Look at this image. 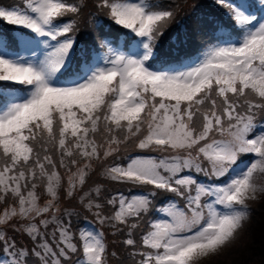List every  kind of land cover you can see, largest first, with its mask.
I'll return each instance as SVG.
<instances>
[{"label": "snow or ice", "instance_id": "snow-or-ice-1", "mask_svg": "<svg viewBox=\"0 0 264 264\" xmlns=\"http://www.w3.org/2000/svg\"><path fill=\"white\" fill-rule=\"evenodd\" d=\"M186 7L0 0V264H198L236 242L264 195V0Z\"/></svg>", "mask_w": 264, "mask_h": 264}, {"label": "trees", "instance_id": "trees-1", "mask_svg": "<svg viewBox=\"0 0 264 264\" xmlns=\"http://www.w3.org/2000/svg\"><path fill=\"white\" fill-rule=\"evenodd\" d=\"M176 2L183 3L184 0H176ZM211 3V0H188L189 7L184 8L182 12L177 16V21L183 20L186 18V14L191 11V5L199 4L201 9H207L208 5ZM200 9H198L199 11ZM89 11H93L91 8ZM186 22H190L187 21ZM88 24H91V18L88 19ZM175 31V27H173L172 32ZM169 35H166L161 41V46L163 51H167V45L169 40ZM81 39H87L86 36H82ZM189 51L194 52L193 49H189ZM97 177H93L92 180L89 181L91 184L95 181ZM112 191L121 190L125 191V189L120 188L119 186L113 185L111 188ZM75 202H73L74 204ZM247 206L249 210V216L242 221L240 230L236 233V242L230 245V247H234L239 241L250 231H253L254 234L250 238V240L245 241L243 244V249H247L245 254L236 257L235 259L228 260L221 256L228 253V250L220 251L218 254H210L207 257H202L199 259L198 264H264V195L259 196L258 200L255 202L247 201ZM78 207V206H77ZM80 215L79 217L73 218V226H81L83 221H87L92 224L94 227L99 229V225H97L92 216L86 214L82 209H79ZM107 231V229H105ZM19 239V237H18ZM112 237L109 235V242H111Z\"/></svg>", "mask_w": 264, "mask_h": 264}, {"label": "rangeland", "instance_id": "rangeland-1", "mask_svg": "<svg viewBox=\"0 0 264 264\" xmlns=\"http://www.w3.org/2000/svg\"><path fill=\"white\" fill-rule=\"evenodd\" d=\"M257 177L259 176V174H255ZM81 226H84L86 228L88 227H94L92 224H90L89 222L87 221H83L82 222V225ZM96 228V227H95ZM98 229V228H97ZM254 232L253 231H250L248 232L240 241L238 244H236L234 247H228L226 249H223L225 250V252L228 250V253H226L225 255L221 256L223 258H226L228 260H231V259H235L236 257H239L240 255L242 254H245L246 253V250L247 249H243V244L245 243V241H248L250 240V238L253 236ZM221 250V251H223Z\"/></svg>", "mask_w": 264, "mask_h": 264}]
</instances>
